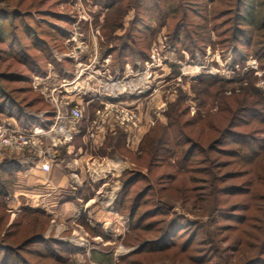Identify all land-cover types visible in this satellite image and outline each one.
Returning a JSON list of instances; mask_svg holds the SVG:
<instances>
[{
    "label": "rangeland",
    "instance_id": "obj_1",
    "mask_svg": "<svg viewBox=\"0 0 264 264\" xmlns=\"http://www.w3.org/2000/svg\"><path fill=\"white\" fill-rule=\"evenodd\" d=\"M238 1L166 0L177 9L175 18L164 20L163 25H159V21L153 24L159 30L147 38L149 59L144 64L137 60V68L128 63L121 74L120 68H115L117 64L111 62L115 61L111 54L102 57L108 9L97 0H0V7L8 10L7 13L13 10L35 13L42 9L45 13L62 12L72 18L70 24L60 22L69 35L62 42L65 51L56 53L59 59H71L64 68L72 77H62L49 65L46 75L34 74L30 83L32 93L20 91L29 85L26 82L0 81V100L4 99V88L5 93L16 92L18 99L26 97L22 103L40 93L51 107L66 113L76 105L77 96L84 99L78 104L84 114L90 116L95 108V95H99L101 100L107 99L98 109L108 104L134 108L139 113V127L142 126L139 130L132 125L138 132H134L129 146L124 143V135L110 141L114 144L112 152H120L126 160L116 171L101 169V175H95V163L91 159L85 162L86 170L93 172L90 181L84 183L86 192L82 201L76 198L79 186L73 188L71 184L58 189V196L36 197L31 201L27 192L17 191V178L13 190L3 199L6 210L3 211L0 204V241L13 246L30 264H244L253 253L264 257L260 250L264 240V157L240 158L223 152L221 149H237L230 138L215 143L210 152L207 150L213 141L222 139L225 127L233 120L234 109L228 112V108L237 106L238 100L242 102L244 97L258 98L253 85L264 90V70L257 58L249 55L244 61L239 59L234 63L230 50L227 55L223 53L224 45L237 29L242 31L238 32L241 36H252L255 49L260 50L264 45V23L260 28L243 25ZM153 2L157 0L145 2L141 15L148 14L145 7L152 6ZM118 10L112 12L120 13ZM134 14L135 10L131 9L124 15V27L117 33L122 35L127 31ZM201 15L209 18L208 29L203 28L207 21ZM11 21L12 18H8L5 23L10 25ZM15 21L19 25L17 33L23 37L22 42L15 44V50L30 45L29 53L40 55L32 48L33 40L24 33L21 18ZM30 23L33 24L32 20ZM176 27L182 31L181 41L172 40L168 35ZM37 30L47 33V41L55 42V36L45 25ZM192 36L206 48V52L197 54L196 58L186 48ZM11 41L0 43V51L9 50ZM137 41V46L141 47L143 36ZM117 42V39L112 40L114 44ZM11 63V59L0 61V71L9 72L16 66L22 68L17 62L7 68ZM247 70L258 76L257 83L236 82L237 76ZM205 74H212L220 83H202L200 77ZM232 80L235 81L229 83ZM39 106L41 104H37ZM171 109L180 113L177 120H170ZM112 115L111 119L120 124L115 113ZM239 120L242 123L234 129L242 133L253 134L259 126ZM15 126L25 129L15 117L1 119L0 130ZM256 134L264 136L261 132ZM161 137L165 143L154 145L159 150L163 148L153 153L150 142ZM60 139L52 141L55 148L66 142L65 136ZM38 140L36 149L4 147L0 151V164L26 156L50 162L55 151L53 143L44 135ZM178 140L184 142L181 148L185 154L192 151L185 171L178 167L179 158L184 156L181 148H177ZM95 141L100 142L91 134L84 138L85 153L90 157L95 156V151H101ZM62 147V154L74 155ZM70 162L69 173L78 165L76 160ZM123 168L125 172H121ZM125 179L131 180L130 188L126 194L121 192L119 200L114 202ZM24 182L21 181V188L28 191V184ZM88 183L94 186V192L100 186L92 202H86L92 194ZM66 187L69 188L66 190ZM231 187H240V190ZM68 199L77 201L78 205L66 202ZM34 202H38V206H31ZM23 208L41 210L46 217L24 215ZM232 212L246 215L249 220L228 216ZM177 215L182 217L183 225L176 229L174 240L162 245L146 244L168 231V224ZM43 229L42 236L50 240L48 245L28 239L36 230ZM256 237H260L259 241L254 240Z\"/></svg>",
    "mask_w": 264,
    "mask_h": 264
},
{
    "label": "trees",
    "instance_id": "obj_2",
    "mask_svg": "<svg viewBox=\"0 0 264 264\" xmlns=\"http://www.w3.org/2000/svg\"><path fill=\"white\" fill-rule=\"evenodd\" d=\"M10 1L12 0H4V2ZM97 1L108 9V13L106 16L107 23L104 26V30L106 29V31H104L105 40L103 41L102 45V57L105 58L111 54L113 59L115 60L112 62L119 66L121 74L124 72L128 63L133 64V67L137 68V60L142 61L141 63L144 64V62L149 59L151 51L149 48V44L147 43V38L149 37V35L157 33L156 30H159V27H157V25L154 26L153 24H157V21H159V25H163L165 23L164 20L167 21L175 18V14L177 12V9H175L174 6L171 5V3L169 4V2H166V0H157L156 3L153 2L152 6L150 4L149 6L147 5L145 9L148 14L145 12L143 15H141L140 9L143 8L147 0ZM207 1L209 3H212L214 0ZM238 2L240 3H238L237 8H239V14L241 12L242 15L241 23L243 25H251L253 28L262 27L264 23V0H239ZM124 4H126L125 7H123ZM116 8L121 12H117V14H115V12L113 13L112 11ZM131 9L135 10L134 17L131 19L127 31L124 34L120 35L119 33H117V31L124 27V15H127L128 12L131 11ZM7 11L8 10L0 7V43H5L9 39H12V41L11 43H9V50L2 49V51H0V61L11 59L13 63L9 64L7 68H12L16 62L19 63L22 68L16 66L15 69H9V72H7L6 70L0 71V81H4L7 79L10 81L16 80L20 82H26L29 85L24 86L20 91L28 94L34 91L32 85H30L34 74L46 75L49 70V65H53V67L60 73L62 77H72L67 73V71H65L64 68L68 66V64L71 62V59L67 57L59 59L56 55V53L58 52L62 53L63 51H65V46L62 44V42L63 39L69 35V32L60 24V22L63 21L64 23L67 22V24H70V20H72V18L62 12L50 11L45 13V11L42 9H38L35 13L31 10H13L11 11V13H7ZM242 11H244V13ZM111 12L113 14L109 15L111 14ZM5 14H8L7 16H5L7 18L3 17V15ZM34 15L36 16V18L34 17ZM201 16L204 17L203 20L205 22L207 21L206 26L204 25L203 28L208 29L209 18H207V16L205 17L204 15ZM17 17L21 18V23L23 26L22 29H24V33L33 40L34 46H32V48H35L40 55L30 54L28 51V48L30 49V45H25V48L22 50H15V44L17 42H22L23 38L17 33V31L19 30V25H17L15 21ZM8 18H12V21L9 23L10 25H7L5 23L6 19ZM30 20H32L33 24L30 23ZM40 25H45L49 32H51L53 36H55V42L47 41L45 39L47 33L37 30ZM9 28L13 29L14 34L13 31L11 32ZM238 32L242 31L237 29V31L234 32V35L230 38L229 43L224 45V55H227L228 51L230 50L234 63H236L239 59L241 61H244V59H246L249 55H253L258 59L261 69L264 70V45L260 50L255 49V41L252 36L249 34L241 36ZM181 33V29L176 27L174 28V31H170L168 35H170V39L172 40L181 41ZM140 35L143 36V45L141 47H138L137 45L139 42L137 41V38H140ZM116 39L118 40V42L115 44L112 43V40L115 41ZM186 45H188L186 48L189 50V53L192 57L196 58L197 54L201 55L206 52V48L200 46L194 36L191 37L189 44ZM236 79V82H242L245 85L251 83V85H253L254 83H257L258 76L254 75V72L252 70H247L239 74ZM200 81L202 83L205 82L210 85L220 83L212 74L202 75L200 77ZM234 81L235 80H232L229 83H233ZM244 84L243 87L245 86ZM253 86L255 87V91L258 92L257 94L259 97L254 100H248L247 97H244V100L242 102H239L238 100L237 106H230V108H228V112L234 109V118L229 123V125L225 127L222 139L213 141L210 144L207 149L209 150V152L210 148H212L215 143H223L226 141V139L228 140V138H230L229 141L232 144H236L237 149H221L223 152L228 151L234 156H239L240 158H245L246 155H249L250 158L257 157L258 159L264 157V136L262 134H256V132L264 133V127H260L264 126V90L257 89L255 85ZM3 91L4 99L0 100V122L3 117L7 116L15 117L19 121L20 125L26 129H33L37 125H46V123L41 119L42 116L40 117V114L44 113L43 116H47L48 110L53 109V107H51L45 101V98L40 93L39 95H36V97L34 96V98H32L31 100L22 103L23 100L26 99V97L25 99H18V96L14 95L16 94V92L13 91L11 93H5V88L3 89ZM20 91L18 92L20 93ZM37 104H41V106L37 107ZM179 115L180 113L178 114L177 110L174 111V109H171L169 116L170 120H177V118H179ZM239 119H242L244 123H255V125H259L255 128L256 132H253V134H246L236 131L234 128L238 127L240 123H242L239 122ZM165 141L166 140L164 139V137H161V139L158 140L154 139L152 142H150L152 144L151 151L156 152L157 150H159L157 148V145H154V143L158 142V144L162 143L163 145ZM180 141L181 140L176 141V145H178V147L176 146L177 148H181V145L184 144V142ZM147 142L149 143V141ZM162 148H160L159 151H161ZM191 149L194 150L195 148L193 147ZM181 151L184 153V156L179 158L180 161L178 160V167L185 171V169H187V162L190 160V152L192 151L189 150L186 154L183 148H181ZM175 152L177 153V150H175ZM20 169L21 164L16 159H8L0 164V204L2 205L0 206L1 208H3V211L6 210V205L3 204V199H5L9 192L13 190L14 183L17 180V173ZM130 179H125L123 188L119 192L118 197L114 202L119 200L121 192H123L124 194L128 192L130 188L129 185L131 183ZM231 188H237L238 190H240V187ZM149 189H151V187ZM141 196L142 193H140V197ZM23 213L27 216L35 215L42 216L44 218L46 217V214L43 211L35 210L32 208H23ZM228 216L237 218L240 221L249 220V217L247 218L246 215H238V213L233 212L228 213ZM180 219H182V217L177 215L168 224V231L162 234L159 238L152 239L146 244L155 243L158 245H162L166 244V242L168 241L174 240V234L177 231L176 229L180 228V226L183 225V221H180ZM43 232L44 229L36 230L28 237V239L31 241L33 240V242H43L45 245H48L50 240L42 236ZM259 238L260 237H256L254 238V240L259 241ZM233 247L237 248L238 245H234ZM139 248H141V246L136 248L133 252L138 251ZM253 248H255L254 244ZM260 250L264 252V240L262 242ZM0 264L30 263L21 258L20 253L16 252L15 249H13V246L0 241ZM244 264H264V257L254 255L253 253L251 257L246 260V262H244Z\"/></svg>",
    "mask_w": 264,
    "mask_h": 264
},
{
    "label": "crops",
    "instance_id": "obj_3",
    "mask_svg": "<svg viewBox=\"0 0 264 264\" xmlns=\"http://www.w3.org/2000/svg\"><path fill=\"white\" fill-rule=\"evenodd\" d=\"M116 67L119 68L118 65H116L115 68ZM101 98L102 96L95 95V108L92 115L87 116L84 114L80 120H74L66 117L68 112L65 113L61 109H57V107L48 110L47 116H43L44 113L40 114V117L42 116L41 119L46 123V125H37L34 128L38 127V129L42 128L49 130L44 135V138H50L51 142L57 140L58 138L62 139L64 136H66V142H61V145L57 148H55V145L52 142V149H55V151L52 153L54 157L50 160V162L47 160L50 165L48 170L43 169V164L46 163L45 160H39V158H34L31 156L19 157L18 162L21 164V169L17 173V187L19 188L17 191L27 192L28 196L31 198V201L32 199L35 201L36 197L43 198L50 197L52 195L58 196L56 193L57 190L64 187L66 184V186L71 184L73 188H76V185H78L79 187L76 188V198L79 202L82 201V197L84 196L83 194L86 192V189L83 188L84 183L85 181H90V178L92 177L91 172H93H88L86 170V161L88 162L91 159L92 163H95V175H101L99 174L101 169L116 171V168H118L119 165H122V163L126 162L125 157L120 152H112L114 144H111L110 141H115V138H119L120 135H124V143L125 145L129 146L130 140L133 138L132 136H135L134 132L138 131L137 129L133 128L131 124H118L115 120L111 119L113 116L112 114L108 117L106 122L101 125V128L99 131H97L95 136L96 139L98 138L100 140L99 143L96 141L95 142L96 147L99 145L98 147L101 149V151H95V156L91 155V157L85 153L84 138H86L89 134L92 121L97 118L96 111L99 110L98 108L101 107L103 102L105 103V100L107 99L106 97H103L104 100H101ZM83 100L84 99L76 96V105L79 106L78 103L82 102ZM60 125H63L61 129H55L56 126L58 127ZM141 128L142 126L139 127V130ZM70 137H72V140ZM61 139L59 141H61ZM138 143H140V139ZM62 146L67 148L66 151L68 153L72 152L74 155L62 154ZM71 159L76 160L78 165L75 167V169L70 170L69 173L68 169H70L69 166L72 164L70 162ZM90 170H92V167ZM124 170L125 168H123L121 172ZM21 181H25L24 183L28 184L26 185L29 187L26 188L28 191H24V189L21 188ZM88 185L92 186L90 191L92 194L90 196L91 198H87L88 200H86V202L90 200L92 202L93 198L97 197V190L100 186L95 189L94 192V186L91 183H88ZM67 188L69 187H66V190ZM66 202H74L78 205V202L75 200L68 199ZM48 205H51V203ZM31 206H38V202H34V205Z\"/></svg>",
    "mask_w": 264,
    "mask_h": 264
},
{
    "label": "built area",
    "instance_id": "obj_4",
    "mask_svg": "<svg viewBox=\"0 0 264 264\" xmlns=\"http://www.w3.org/2000/svg\"><path fill=\"white\" fill-rule=\"evenodd\" d=\"M113 113H115L116 119L118 122H120V124H131L139 127V113L134 108H124L123 106L118 107V105L108 104L96 111L97 118L92 121L89 134H91L93 137L96 136V133L101 128V125L104 124L108 117ZM83 116L84 111L78 105L72 107L66 115V117L74 120H80ZM62 127L63 125H60L57 128L61 129ZM48 131L49 130L42 128H34L33 130H30L16 126L10 129L2 127L0 130V151L4 147L18 150L29 148L36 149L39 144V136L45 135ZM49 167L50 165L48 162L43 164V169L48 170Z\"/></svg>",
    "mask_w": 264,
    "mask_h": 264
}]
</instances>
